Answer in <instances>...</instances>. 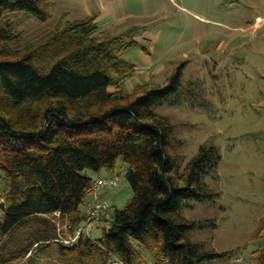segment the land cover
Wrapping results in <instances>:
<instances>
[{"label": "trees", "instance_id": "obj_1", "mask_svg": "<svg viewBox=\"0 0 264 264\" xmlns=\"http://www.w3.org/2000/svg\"><path fill=\"white\" fill-rule=\"evenodd\" d=\"M16 13L50 19L44 0H0V264H37L36 255L55 246L60 264H110L113 257L123 264H208L228 256L192 239L208 221L182 215L219 196L205 183L219 167V150L202 147L182 169L175 127L153 111L179 94L182 70L163 86L130 94L125 85L136 65L121 53L135 42L102 35L89 17L52 23L39 43L14 51L17 36L4 22ZM119 159L132 200L115 214L107 204L112 218L101 222L111 225L99 239L68 242L100 203L80 211L97 190L87 172L114 171ZM263 231L264 221L255 241L264 240ZM249 264H264V249Z\"/></svg>", "mask_w": 264, "mask_h": 264}, {"label": "rangeland", "instance_id": "obj_2", "mask_svg": "<svg viewBox=\"0 0 264 264\" xmlns=\"http://www.w3.org/2000/svg\"><path fill=\"white\" fill-rule=\"evenodd\" d=\"M44 1L47 23L25 13L6 17L17 36L14 51L39 43L52 23L94 17L102 35L136 43L121 53L136 65L128 93L145 84L163 86L182 70L179 94L153 111L174 125L182 169L202 147H214L222 157L205 178L219 196L194 202L182 215L208 221L192 234L204 251L228 254L208 264H249L253 252L264 249V240L254 239L264 221V0ZM127 171L119 159L114 171L87 172L95 181L116 179L118 186L96 190L80 211L95 202L108 204L113 214L124 210L133 198ZM50 218L63 230L58 215ZM110 225L95 222L92 238ZM56 248L36 255L37 264H60Z\"/></svg>", "mask_w": 264, "mask_h": 264}, {"label": "built area", "instance_id": "obj_3", "mask_svg": "<svg viewBox=\"0 0 264 264\" xmlns=\"http://www.w3.org/2000/svg\"><path fill=\"white\" fill-rule=\"evenodd\" d=\"M109 186L116 187L118 186V182L116 179H100L95 183L96 189H104ZM109 207L105 203H97L93 205L92 207L89 208L88 214L90 216V224L84 228V229H79L77 232L76 237H71L68 242H75L78 241L79 239L82 238L83 235L90 236L91 235V228L92 225L95 222H101V221H106L110 220L112 218V215L109 213ZM110 264H123L117 257H113L110 260Z\"/></svg>", "mask_w": 264, "mask_h": 264}]
</instances>
